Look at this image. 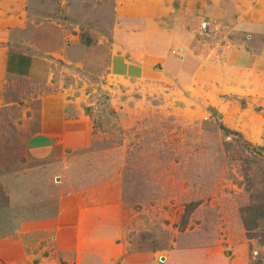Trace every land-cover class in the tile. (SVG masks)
I'll use <instances>...</instances> for the list:
<instances>
[{
  "label": "rangeland",
  "instance_id": "374dc122",
  "mask_svg": "<svg viewBox=\"0 0 264 264\" xmlns=\"http://www.w3.org/2000/svg\"><path fill=\"white\" fill-rule=\"evenodd\" d=\"M203 1H22L23 41L54 63L48 82L7 78L0 264H69L79 239L77 221L58 220L68 208L103 237L84 252L125 245L117 264H163L192 238L213 249L211 261L227 257L231 240L249 264H264V244L250 238L259 232L249 234L241 214L264 205V76L242 94L223 90L221 47L233 33L221 23L213 33L202 28ZM126 36H160L161 47L116 45ZM118 57L124 63L115 65ZM185 64L193 71L181 74ZM206 64L214 73L202 79ZM43 99L58 101L67 127L37 139ZM32 138L42 155H27Z\"/></svg>",
  "mask_w": 264,
  "mask_h": 264
},
{
  "label": "crops",
  "instance_id": "0c3cea01",
  "mask_svg": "<svg viewBox=\"0 0 264 264\" xmlns=\"http://www.w3.org/2000/svg\"><path fill=\"white\" fill-rule=\"evenodd\" d=\"M22 1L0 0V106L4 102L8 77L29 78L39 82H48L53 72V57L39 55L37 45L28 43L27 40L23 41L21 29L24 22L21 15L23 10H25V5H23ZM211 1L204 0L202 2L201 7L205 15L204 18L208 19L209 22L207 29L202 28L205 31L210 30L213 33L217 27L216 24L221 23L228 29H231L233 33L232 41L227 40V44L221 47L220 72L223 90L231 94H242L245 92L244 88L247 86L254 89L257 77L264 76V0ZM246 33H250L249 40L244 39L247 35ZM94 36L90 33L85 34L83 37L84 43L87 45L92 44ZM78 37L79 34L77 35V40ZM159 37L157 36L155 40L148 36H141L139 37L140 40H137L139 44L135 40L131 41L130 36H126L124 40L121 38L119 41L117 39L115 41L116 45L124 44L126 49L133 52H138L141 45L142 47L146 45L155 51L161 47ZM99 41V38H95L94 45L99 43ZM46 52L48 51H44L43 53ZM114 62L115 65L124 63L119 57ZM190 71H193V66H186L185 64L181 74ZM201 72V78L208 79L214 73V66L206 64V68ZM262 88L260 87V89ZM43 104L45 105L43 113L47 114L41 118L43 131L36 137L37 139L51 138L56 135L54 133H57L58 130L67 127L66 123L63 124L61 122L59 114L61 106L58 101L43 99ZM211 107L214 109L213 106ZM246 128L251 133L249 136H255L256 131L254 129ZM239 129L248 135L244 130ZM34 139L30 140V143L34 141L33 146H31L34 148L30 147L26 153L27 155L37 157L42 155L44 150L41 145H37ZM85 219L83 211L78 214L77 210L74 211L71 208L64 211L62 209L59 215V221H77L76 236L79 239L78 246L75 249L76 254L74 257L69 258V264H117L126 252L125 245L121 243H115L111 252H107L104 249H100L101 251L84 252L87 245H96V247H102L103 245V237L97 229L86 232L85 228L80 227ZM94 219L92 218L91 220L95 221ZM82 236L87 238L86 241L83 239V242H85L82 247L83 250L80 247ZM193 242H195L194 238L176 243L173 249L165 256H162L165 258L163 264H249V261H246L244 256H239L237 252L239 249L238 244L235 245L231 240L227 241L228 246H226L228 251L231 252L228 253L227 257L224 256L219 263L214 258V261H211V254L213 257V249L211 247L201 246V248H196ZM104 243L106 242L104 241Z\"/></svg>",
  "mask_w": 264,
  "mask_h": 264
},
{
  "label": "trees",
  "instance_id": "16d2710c",
  "mask_svg": "<svg viewBox=\"0 0 264 264\" xmlns=\"http://www.w3.org/2000/svg\"><path fill=\"white\" fill-rule=\"evenodd\" d=\"M211 110V109H210ZM213 111V110H211ZM216 114V113H214ZM228 133H232L229 129H226ZM241 214L243 215V220L245 227L249 234L252 231H258L256 235H250V238H259L260 243L264 244V205L262 206H251L247 209L241 210ZM250 214L251 220L246 219L245 215ZM250 221V225L249 222Z\"/></svg>",
  "mask_w": 264,
  "mask_h": 264
},
{
  "label": "built area",
  "instance_id": "2783aa9c",
  "mask_svg": "<svg viewBox=\"0 0 264 264\" xmlns=\"http://www.w3.org/2000/svg\"><path fill=\"white\" fill-rule=\"evenodd\" d=\"M202 27L204 28V29H207V27H208V22H203V24H202ZM255 253H257V252H255Z\"/></svg>",
  "mask_w": 264,
  "mask_h": 264
},
{
  "label": "water",
  "instance_id": "95a60500",
  "mask_svg": "<svg viewBox=\"0 0 264 264\" xmlns=\"http://www.w3.org/2000/svg\"><path fill=\"white\" fill-rule=\"evenodd\" d=\"M56 181H60V178L59 177H57L56 178ZM165 260V258L164 257H162V261H164Z\"/></svg>",
  "mask_w": 264,
  "mask_h": 264
}]
</instances>
